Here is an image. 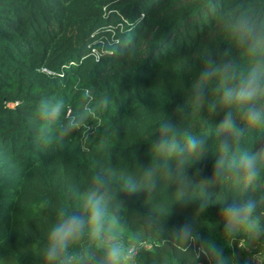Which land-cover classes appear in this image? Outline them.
Masks as SVG:
<instances>
[{
    "label": "trees",
    "instance_id": "obj_1",
    "mask_svg": "<svg viewBox=\"0 0 264 264\" xmlns=\"http://www.w3.org/2000/svg\"><path fill=\"white\" fill-rule=\"evenodd\" d=\"M216 4L226 7L227 0H0V264H39V226L60 208L76 207L70 186L98 165L132 170L150 159L155 129L141 136L134 123L147 111L181 118L175 109L202 57L227 44L215 24ZM83 86L111 95L103 123L51 147L37 144L39 98L59 93L74 106ZM217 119L205 107L181 122L210 134ZM200 167L211 174V161ZM145 199H130L121 229L128 239L139 230L146 249L140 264H186L170 232L143 224ZM195 207L175 206L168 220L150 211L172 227L190 220ZM219 220L217 204L197 218L202 235L218 243Z\"/></svg>",
    "mask_w": 264,
    "mask_h": 264
},
{
    "label": "clouds",
    "instance_id": "obj_2",
    "mask_svg": "<svg viewBox=\"0 0 264 264\" xmlns=\"http://www.w3.org/2000/svg\"><path fill=\"white\" fill-rule=\"evenodd\" d=\"M213 11L227 44L202 57L191 87L183 89L184 103L175 109L181 118L142 113L134 127L141 136L155 129L147 143L150 159L132 170L98 165L70 186L76 207L60 208L53 221L39 226L45 237L34 249L39 264H140L146 249L139 230L128 239L121 229L130 199L141 194L149 209L143 224L170 232L186 264H264V248L255 249L264 241V0H227ZM77 91L74 106L59 93L39 98L37 144L51 147L103 123L111 95L87 86ZM205 107L218 119L210 134H196L181 121ZM207 161L210 175L200 167ZM213 204L220 206L219 243L197 224ZM192 205L190 220L166 224L175 206ZM153 208L167 220H158Z\"/></svg>",
    "mask_w": 264,
    "mask_h": 264
},
{
    "label": "rangeland",
    "instance_id": "obj_3",
    "mask_svg": "<svg viewBox=\"0 0 264 264\" xmlns=\"http://www.w3.org/2000/svg\"><path fill=\"white\" fill-rule=\"evenodd\" d=\"M263 246L262 245H259V243H257L256 245H255V248H257V250H259V249H261Z\"/></svg>",
    "mask_w": 264,
    "mask_h": 264
}]
</instances>
